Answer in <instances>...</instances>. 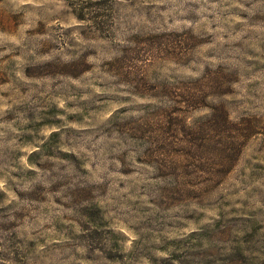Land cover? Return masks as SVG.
Returning <instances> with one entry per match:
<instances>
[{
    "label": "rangeland",
    "instance_id": "1",
    "mask_svg": "<svg viewBox=\"0 0 264 264\" xmlns=\"http://www.w3.org/2000/svg\"><path fill=\"white\" fill-rule=\"evenodd\" d=\"M0 264H264V0H0Z\"/></svg>",
    "mask_w": 264,
    "mask_h": 264
}]
</instances>
